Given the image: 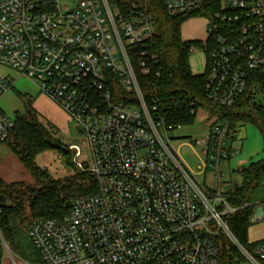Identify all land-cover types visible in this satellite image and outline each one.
Returning a JSON list of instances; mask_svg holds the SVG:
<instances>
[{
  "label": "built area",
  "instance_id": "obj_1",
  "mask_svg": "<svg viewBox=\"0 0 264 264\" xmlns=\"http://www.w3.org/2000/svg\"><path fill=\"white\" fill-rule=\"evenodd\" d=\"M145 1L122 12L109 0H0V66L35 82L79 128L88 163L74 165L97 187L71 203L62 224L33 220L29 241L42 264H220L214 240L222 236L242 260L264 264V238L240 246L226 223L235 209L219 190L209 193L173 148L170 134L183 127L178 103L142 89L138 76L151 78V89L167 77L149 55L155 29ZM155 1L168 16L207 21L205 98L237 102L249 73L264 71V0ZM113 77L128 97L114 100ZM13 84L0 73V100ZM179 105L187 116L199 111L186 99ZM13 126L0 110V146ZM234 137L226 120L211 117L208 134L192 141L203 156L200 173L209 171L217 189L221 165L238 154ZM70 149L77 160L79 148ZM5 249L0 264H16Z\"/></svg>",
  "mask_w": 264,
  "mask_h": 264
},
{
  "label": "trees",
  "instance_id": "obj_2",
  "mask_svg": "<svg viewBox=\"0 0 264 264\" xmlns=\"http://www.w3.org/2000/svg\"><path fill=\"white\" fill-rule=\"evenodd\" d=\"M109 2L116 3L123 12L126 5L133 2L144 3V0H109ZM145 4L153 17L155 29V35L149 46V55L156 57V68H161L167 77L154 82L151 89L146 87L152 83L151 78L139 77L136 70L143 91L148 94H153L155 91L164 99L174 98L178 103L175 109L180 116L178 122L183 126L192 124L195 118L187 116L186 109L180 108L179 101L186 99L192 101L196 108L208 112L210 117L226 120L231 129H234L236 124H249L253 125L261 136L262 158L248 163L237 171L241 179L240 184L234 185L225 196L227 205L235 209L232 214L226 216L227 227L235 241L249 249L253 245L246 239L250 217L257 206L264 208V108L255 103V97L264 94V71L249 73L243 95L230 107L208 101L203 91L206 71L203 75H193L188 67L190 47H202V43L183 41L179 32L180 25L189 17L168 16L155 0H146ZM131 51L133 55L135 51L133 49ZM133 58L135 59V56ZM109 86L114 100L128 97L114 77ZM22 101L23 113L15 116L13 130L5 144L9 142L10 151L34 183L33 186L25 187L22 183H6L0 178V196L3 197L0 201V237L10 251L16 254L20 252L18 237L21 233L27 235L28 227L33 220L43 218L60 225L59 223L62 224L69 216L71 203L74 200L97 193L94 178L76 166L74 167L79 175L85 176L77 183L65 185L46 183L47 173L35 164V159L46 150L53 149L51 144L57 142L53 141L51 132L38 121V113L32 106V100L23 98ZM62 154L71 169L72 162L67 156L68 151ZM259 194H261L260 199ZM27 221L23 232L22 226ZM214 244L219 249L220 264L232 262L235 257L233 246L222 236L215 238ZM228 256H231L230 260ZM35 262L42 264L38 254Z\"/></svg>",
  "mask_w": 264,
  "mask_h": 264
},
{
  "label": "rangeland",
  "instance_id": "obj_3",
  "mask_svg": "<svg viewBox=\"0 0 264 264\" xmlns=\"http://www.w3.org/2000/svg\"><path fill=\"white\" fill-rule=\"evenodd\" d=\"M207 26L208 23L204 18L200 16L189 17L180 25L179 32L181 39L183 41L203 42L207 36ZM196 48L195 52H190L188 55V67L191 74L203 75L206 71V55L202 47ZM0 73L14 81L13 89L0 100V110L9 119L14 120L16 115L23 113L24 105L22 99H31L33 102L32 106L38 113V121L51 132L53 141L57 142V144H53L60 145L68 151L67 156L70 157L72 162L71 169L64 155L56 148L46 150L37 156L35 164L40 169L46 171L48 177L46 183L48 185L74 184L85 178V176L79 175L78 170L74 167V161L82 163L84 166L88 163L87 143L84 136L80 133L79 128L76 127L67 114L55 102L39 92L35 82L24 77H19V74L10 68L0 66ZM255 103L257 105L260 104L264 108V94H258L255 97ZM210 123L211 119H209L208 114L203 110H199L196 113L193 125L181 127L170 134L174 138L171 139L173 148L177 151L183 163L195 174L198 173L197 165L200 163L199 160L203 159V156L200 154V149L192 141L206 136L209 132ZM236 132L238 139H241V141L237 142L235 147L240 148V150H238L239 153L237 155L233 156L234 158L231 157L232 160H245L247 163L260 160L263 155V142L257 129L253 125H246L238 128ZM71 146H77L80 150V157L77 160L73 158V151L70 149ZM220 168L224 170L226 180H229L230 174L229 171L225 170L226 165H221ZM207 177H209V171H207ZM0 178L6 183H22L25 187L33 186L34 183L10 151L9 142L0 146ZM196 178L200 180L199 175H196ZM236 181L238 182L239 180L237 179ZM260 196L261 194H259V199L261 198ZM28 221L22 226L23 232L26 229ZM263 238L264 220L257 221L256 214L253 211L250 217V227L246 234L247 242L252 244ZM18 241L20 244V252L16 254L8 248L16 264H37L35 258L38 253L31 245L28 235L21 233ZM4 245L7 246L0 237V253L2 257H6ZM245 249L249 250L248 248ZM5 264H10L8 259L5 260ZM229 264L250 263L242 260L235 250V257Z\"/></svg>",
  "mask_w": 264,
  "mask_h": 264
},
{
  "label": "crops",
  "instance_id": "obj_4",
  "mask_svg": "<svg viewBox=\"0 0 264 264\" xmlns=\"http://www.w3.org/2000/svg\"><path fill=\"white\" fill-rule=\"evenodd\" d=\"M199 110H201V109H199ZM209 119H211L210 116H209ZM194 122H195V118H194L193 123L190 124V125H187V126L193 125ZM246 125H249V124H236L235 125V127H234L235 137L233 138V140L231 141V144H230V146H232L233 148H236V149L240 150V148L235 147L237 145L236 143L241 141V139H238L236 131H237L238 128L244 127ZM183 127H186V126H183ZM209 127H210V124H209ZM171 139H174V138L171 137ZM238 153H239V151H238ZM262 153H263V150H262ZM232 158H234V157H232ZM232 158H230L229 160H227L226 162H224L222 164V165L225 164L226 165V169L225 170L229 171V174H230L229 180H226V177L224 175V170L220 168V170L223 173L225 178H223V181H222L219 189H217V187L214 185V181L212 180V174L209 172V177H207V171L204 172V173H200V171L198 169V165H197L198 173L196 175H199V177H200L199 181L204 185V187L209 191V193L215 194L217 192V190H219V193L222 195V197L225 198L226 194L229 193L232 190L234 185H239L240 184L241 179H240V176L237 174V171L240 168L246 166L250 162L247 163V162H245V160L234 161V160H232ZM226 171H225V173H226ZM237 179L239 180L238 182L236 181ZM260 207L261 206H257V212L255 213L256 217L258 215H261ZM263 220H264V216H263V219L261 221H263ZM252 244H254V243H252Z\"/></svg>",
  "mask_w": 264,
  "mask_h": 264
},
{
  "label": "water",
  "instance_id": "obj_5",
  "mask_svg": "<svg viewBox=\"0 0 264 264\" xmlns=\"http://www.w3.org/2000/svg\"><path fill=\"white\" fill-rule=\"evenodd\" d=\"M51 147L52 148H56L57 150L61 151L62 153H67V150L63 147H61L60 145H54V144H51ZM3 199L2 196H0V201ZM260 210H261V214L262 216H264V208L263 207H260ZM254 212L256 213L257 212V207L254 209ZM228 259L230 260L231 259V256H228Z\"/></svg>",
  "mask_w": 264,
  "mask_h": 264
}]
</instances>
